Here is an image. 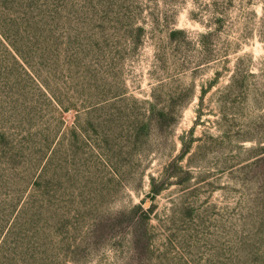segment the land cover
I'll list each match as a JSON object with an SVG mask.
<instances>
[{"label": "rangeland", "instance_id": "obj_1", "mask_svg": "<svg viewBox=\"0 0 264 264\" xmlns=\"http://www.w3.org/2000/svg\"><path fill=\"white\" fill-rule=\"evenodd\" d=\"M0 264H264V0H0Z\"/></svg>", "mask_w": 264, "mask_h": 264}]
</instances>
